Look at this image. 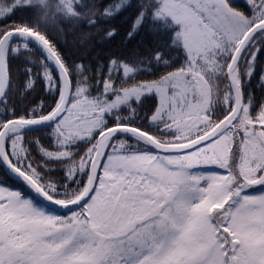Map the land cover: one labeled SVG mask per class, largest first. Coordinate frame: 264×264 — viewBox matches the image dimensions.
<instances>
[{
	"label": "snow or ice",
	"instance_id": "6c2138e0",
	"mask_svg": "<svg viewBox=\"0 0 264 264\" xmlns=\"http://www.w3.org/2000/svg\"><path fill=\"white\" fill-rule=\"evenodd\" d=\"M46 3L0 0V264H264V0ZM118 14L163 50L93 71Z\"/></svg>",
	"mask_w": 264,
	"mask_h": 264
},
{
	"label": "trees",
	"instance_id": "16d2710c",
	"mask_svg": "<svg viewBox=\"0 0 264 264\" xmlns=\"http://www.w3.org/2000/svg\"><path fill=\"white\" fill-rule=\"evenodd\" d=\"M34 3L39 4V0H33ZM60 3H63V0H59ZM96 0H92V4H94ZM100 7L109 4L112 2V0H98ZM85 3L88 4L89 7L92 6V4H89V0H85ZM45 7L48 8L49 14L57 11L58 4L57 0H47V3ZM83 11V9H79ZM36 18L33 17V20ZM57 21L63 20V17L60 15L56 16ZM31 22V21H30ZM102 27H115L117 29V34L111 39V40H100L99 43L95 42V39L92 42V48L91 51L87 53V57L85 58V63L91 64V68L93 71L97 70V64L98 61H102L104 65L106 66L108 57L110 55L115 56H125L129 55L136 49H139L140 55H150L151 51H157V50H163V45L160 43L159 37L153 35L150 31H148V26L145 25L143 28L140 29V31L136 34V36L130 40L125 41V36L127 31L129 30L130 24H131V16L129 15L128 19L124 18V14H118L114 19L108 20V21H99ZM41 29L48 28V25L46 23L40 24ZM84 27V24H81V28ZM89 31H96L95 28L88 29ZM31 34V33H30ZM78 35L77 33H70L68 34V40L71 42L74 40V38ZM102 37V32L98 33V36L96 37L99 39ZM88 46L85 45V48ZM61 51H67V52H77L82 54L84 52V49L80 48L78 44L73 45L69 44L67 48L61 47ZM262 52H264V47L261 49ZM165 57H168L170 54L168 52L164 53ZM258 56V63L255 70V73L251 77L250 81H247L243 85V90L245 97L248 98L251 97L252 102L254 105H259V103L264 99V86H258L259 84V76L261 73V68L264 66V57L261 56L260 53L257 54ZM95 57V58H93ZM71 59V57H69ZM134 62V61H133ZM27 62L21 58L16 62L14 72L22 69ZM26 77V74L22 71H20L19 74V81L17 84V88L23 87V81ZM41 95V86L39 81H37L36 87L32 90V92H29L25 96V101H34V98H39ZM41 139L44 140V137L41 136ZM47 141L45 140V143ZM0 168H2V165H0Z\"/></svg>",
	"mask_w": 264,
	"mask_h": 264
},
{
	"label": "water",
	"instance_id": "95a60500",
	"mask_svg": "<svg viewBox=\"0 0 264 264\" xmlns=\"http://www.w3.org/2000/svg\"><path fill=\"white\" fill-rule=\"evenodd\" d=\"M25 35H32V34H30V33H24Z\"/></svg>",
	"mask_w": 264,
	"mask_h": 264
}]
</instances>
